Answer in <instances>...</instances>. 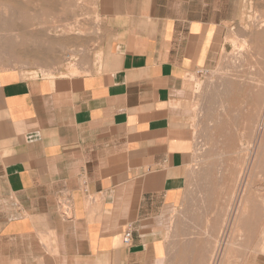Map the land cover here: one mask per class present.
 <instances>
[{
	"label": "crops",
	"instance_id": "crops-1",
	"mask_svg": "<svg viewBox=\"0 0 264 264\" xmlns=\"http://www.w3.org/2000/svg\"><path fill=\"white\" fill-rule=\"evenodd\" d=\"M99 6L100 56L75 74L0 70V264H213L234 235L227 264H264L248 243L264 192L235 201L213 158L193 174L187 78L211 64L234 0Z\"/></svg>",
	"mask_w": 264,
	"mask_h": 264
},
{
	"label": "rangeland",
	"instance_id": "rangeland-1",
	"mask_svg": "<svg viewBox=\"0 0 264 264\" xmlns=\"http://www.w3.org/2000/svg\"><path fill=\"white\" fill-rule=\"evenodd\" d=\"M30 1L32 0H9V3L16 2V5L20 6L27 4L30 9L36 7L38 2L32 4L29 3ZM48 1L52 2L57 13H63L64 10L67 14L71 12L68 14L71 16L70 22L80 23L81 28L76 29L73 26L72 28L76 30L68 31L67 36L63 35L60 31L62 26H59L62 24L58 23L57 26L58 19H51L48 15L43 18L51 21L52 24L56 22L54 25L59 32L51 33L49 37L48 33L42 32L43 36L55 42H67L70 39L72 42L55 43L54 53L47 48L35 47L27 49L20 47L16 50L17 53L13 51L10 53L0 45V70L19 69L32 77L38 74L52 76L63 71L75 74L78 67L100 56L106 26V20L99 6L100 0ZM64 2L69 5L64 6ZM234 3L236 6L234 19L225 25L211 64L190 74L187 78L186 107L190 110L189 126L196 143V165L193 174L208 168L210 159L213 158L216 166L213 168L214 175L218 183L220 184L221 179H226L234 186L235 201L238 197L241 199V191L244 187V195H248L250 202L256 206L259 199L258 191L262 190V200L264 192V141L261 146L263 165L258 170L257 167L254 168L257 143L252 137L249 141L244 137L241 114L248 107L256 110L259 86L264 92V84L259 83L258 80L259 77L264 76V55L260 51L263 42L259 38V35L264 33V0H234ZM28 31L40 32L42 29L35 27ZM63 33L68 34L65 30ZM13 34L14 37H18L20 33L16 31ZM5 35L6 33L0 31V37ZM235 37L239 39L234 44ZM244 40L248 41L249 50H246ZM54 57L56 61H53ZM252 116L258 119L260 113L255 111ZM217 126L221 130H218ZM226 142L229 144L226 145ZM254 228L256 229V226ZM255 229L251 231L248 242L250 254L264 255V250H261L262 247L264 248V226L258 233ZM234 236L233 240L227 241L225 245L223 242V245L219 246L218 257L211 260L213 264H227L231 259H238L225 256L227 249L229 251L234 249L236 252L241 248V236L239 239L237 235ZM245 244L247 242H244V246ZM169 261L172 262L170 264H177L176 257H170Z\"/></svg>",
	"mask_w": 264,
	"mask_h": 264
},
{
	"label": "bare ground",
	"instance_id": "bare-ground-1",
	"mask_svg": "<svg viewBox=\"0 0 264 264\" xmlns=\"http://www.w3.org/2000/svg\"><path fill=\"white\" fill-rule=\"evenodd\" d=\"M13 1H15V0H13ZM32 1H30L29 3L34 4V2H36V1L38 3H37V5L35 3L36 7L33 6L34 8L30 9L27 4L24 6H20V5H16V2H13V3L10 2L9 3V0H5V1L0 0V31L6 33L5 36L0 37V45H1L2 49H5L7 52L11 53L13 51V52L17 53L16 50H18V48H20V47H25L26 49L29 47H32L34 45L35 40L45 39L42 32L48 33V37L51 34V32L58 33L59 29H57V27L54 25V24H56V22H57V26H58V23L62 24V25H59L60 27L62 26L60 31L63 35H66V36L69 35L68 31L81 28L80 23L75 24L73 22H70L71 16H68V14H70L71 12L67 14L66 11L64 10L63 13H61V12L57 13V11H56L57 9L53 8L54 6H52L53 5L52 2H50L48 0H32ZM67 4H68L67 2H64V6H67ZM59 6H61V4ZM60 10H61V8H60ZM48 15H49V17H51V19L52 18H54L56 20L58 19L59 22L55 20L56 22L52 24L51 21L49 22L47 19L45 20L43 18V17L48 16ZM72 18H73V16H72ZM73 26L76 27V29H73L72 28ZM35 27H39V28L41 27L42 31H40V32L28 31L29 29L35 28ZM261 27H263V26H261ZM261 27H260V29H262ZM53 29H55V30H53ZM64 30L68 34H64L63 33ZM16 31H18L20 33L18 37L17 36L14 37L13 33ZM1 35H2V33H1ZM44 35H46V34H44ZM259 38L261 39V42H263V47L260 51L264 55V33L260 34ZM236 40H237V38L234 40V44H235ZM63 42H65V41H63ZM243 42L246 43V46H247L246 50H249L248 41L244 40ZM234 55H235V53H234ZM258 108H259L258 104H257L256 110L250 109L248 107L247 109L243 110V113L241 114V118L243 121L244 137H247L248 141L251 140V137H252V139L254 138L256 140L257 152L255 155V164H254L255 166H254V168L257 167V169L259 170L261 168V166L263 165L261 145H259V142L261 144L264 140V112L263 111L259 112ZM255 111L257 113H260V116L258 117V119L257 118L255 119L252 116V113ZM231 117H232V115H231ZM216 128L218 129V126ZM218 130H221V128ZM227 144H229V142H226V145ZM261 250H264V248L262 247ZM247 260H248V258H247Z\"/></svg>",
	"mask_w": 264,
	"mask_h": 264
},
{
	"label": "built area",
	"instance_id": "built-area-1",
	"mask_svg": "<svg viewBox=\"0 0 264 264\" xmlns=\"http://www.w3.org/2000/svg\"><path fill=\"white\" fill-rule=\"evenodd\" d=\"M126 237H127V238H130V237H131V232H130V231H128V232L126 233Z\"/></svg>",
	"mask_w": 264,
	"mask_h": 264
}]
</instances>
